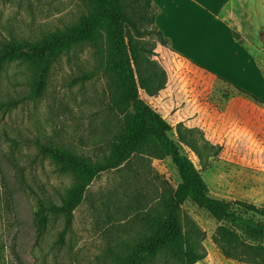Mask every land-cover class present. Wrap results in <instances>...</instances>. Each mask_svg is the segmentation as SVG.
<instances>
[{
    "label": "rangeland",
    "instance_id": "1",
    "mask_svg": "<svg viewBox=\"0 0 264 264\" xmlns=\"http://www.w3.org/2000/svg\"><path fill=\"white\" fill-rule=\"evenodd\" d=\"M246 1L250 14L240 8L235 13L243 25L241 41L256 60V75L251 68L233 80L216 77L201 65L157 50V44L154 59L168 74L166 90L157 97L141 96L173 127L177 142V129H193L188 136L201 156L181 143L180 148L202 171L211 197L264 207V0ZM87 12L84 0H0V49L40 42L78 24ZM106 57L104 38L72 47L53 65L43 96L35 100L28 97L34 76L28 63L14 59L0 69L1 264H118L117 257L147 234L146 218L160 209L163 195L180 182L169 158L145 151L94 180L63 239L64 215H50L39 234L37 202L62 205L77 183L41 147L93 162L110 154L119 117L110 109ZM86 75L91 77L82 81ZM212 146L222 147L216 157L208 156L214 152L206 147ZM180 218L184 235L204 255L198 264H247L223 257L212 240L218 223L205 210L187 202ZM147 264L184 263L167 250Z\"/></svg>",
    "mask_w": 264,
    "mask_h": 264
},
{
    "label": "trees",
    "instance_id": "2",
    "mask_svg": "<svg viewBox=\"0 0 264 264\" xmlns=\"http://www.w3.org/2000/svg\"><path fill=\"white\" fill-rule=\"evenodd\" d=\"M84 1L88 12L78 24L53 32L40 42H14L0 49V69L14 59L32 67L34 76L28 97L35 100L43 96L53 65L66 51L75 46L97 44L103 38L107 43L104 72L110 76V109L119 117V125L110 142V154L103 161L93 162L67 150L41 147L42 153L52 156L63 172L76 177L77 183L62 205L37 202L34 217L39 234L45 231L50 215H64L66 227L60 235L63 239L94 180L149 151L158 159L169 158L180 182L163 195L160 209L146 218L147 234L127 255L117 257L118 264H147L167 250L184 264L202 262L204 255L194 249L182 228L180 213L187 202L205 210L217 221L218 228L212 240L225 259L264 264V207L211 197L202 171L180 148L181 143L201 156L196 141L188 136L193 129H188V133L177 129V142L172 137L173 127L141 96L144 93L157 97L168 83L166 70L154 59L157 44L168 47L169 40L155 25L158 10L153 1ZM90 77L86 75L82 81ZM237 90L263 103L245 90ZM206 148L214 152L208 153L209 157H216L222 151V147ZM1 258L0 255V264Z\"/></svg>",
    "mask_w": 264,
    "mask_h": 264
},
{
    "label": "crops",
    "instance_id": "3",
    "mask_svg": "<svg viewBox=\"0 0 264 264\" xmlns=\"http://www.w3.org/2000/svg\"><path fill=\"white\" fill-rule=\"evenodd\" d=\"M152 1L158 10L155 25L169 40L168 47L159 44L157 50L162 48L227 80L251 68L256 75V60L241 41L243 25L235 13L240 8L250 14L246 0Z\"/></svg>",
    "mask_w": 264,
    "mask_h": 264
}]
</instances>
